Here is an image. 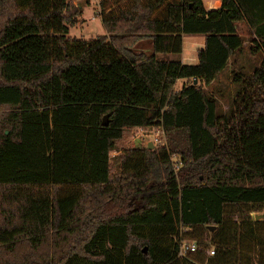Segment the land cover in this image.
Masks as SVG:
<instances>
[{"label":"trees","instance_id":"1","mask_svg":"<svg viewBox=\"0 0 264 264\" xmlns=\"http://www.w3.org/2000/svg\"><path fill=\"white\" fill-rule=\"evenodd\" d=\"M204 5L99 0L105 34L85 40L70 0H0V264H250L264 218L226 212L264 205V0ZM238 22L263 56L220 114L203 85ZM183 35L203 36L195 64L175 59ZM137 128L165 144L121 149L116 171ZM200 228L214 254L179 256Z\"/></svg>","mask_w":264,"mask_h":264},{"label":"rangeland","instance_id":"2","mask_svg":"<svg viewBox=\"0 0 264 264\" xmlns=\"http://www.w3.org/2000/svg\"><path fill=\"white\" fill-rule=\"evenodd\" d=\"M70 1L80 10V13L76 18L75 24L72 27H69L67 33L68 37L88 40L97 35L105 34L99 16V0ZM235 26L238 34L244 41L241 50L237 51L230 57L226 66L218 74L216 79L207 85H203L205 92L216 100L217 111L220 114H226L237 90L240 88L241 82L239 80V75L241 77L249 76L254 68L258 66L263 56L261 51H256L254 53L250 51V45L252 43L251 35L249 34L247 26L241 22L236 23ZM202 46V35H183L182 51L178 57H175V59L183 64H195L197 61V50L201 49ZM235 77L238 78L235 79ZM182 83L183 80H177L174 89L178 90ZM156 138L157 141H154ZM158 141H160V143H158ZM149 143H151L153 147L164 145V136L160 135L157 129H144L143 132H136L133 130L130 137L126 139L117 150L110 153L111 163L115 166L114 168L116 171L118 170V158L122 155L121 149L129 146L136 147L138 145L144 147ZM255 213H264V205L246 207L243 208L242 212L229 209L226 212V218L231 224L237 223L240 219H249L250 221L255 222ZM256 226L264 241V219L258 221ZM184 240L195 243L198 247V251H200L204 257L210 256L209 252L214 250V246L209 241L208 234L201 230V228L191 231L189 235H184ZM258 251L262 253L263 256L261 257V260L264 262V246L255 247L253 248V255L250 256V264H258L257 258L260 259ZM255 255H257V257H255ZM190 257L192 258L193 255Z\"/></svg>","mask_w":264,"mask_h":264},{"label":"built area","instance_id":"3","mask_svg":"<svg viewBox=\"0 0 264 264\" xmlns=\"http://www.w3.org/2000/svg\"><path fill=\"white\" fill-rule=\"evenodd\" d=\"M203 2H205L204 4L207 7V9H215L220 4V0H205ZM157 130H158V133L160 135L164 136L162 129L157 128ZM135 131L136 132H143L144 129L143 128H137ZM154 141H157V138L154 139ZM158 143H160V141H158ZM196 250H197V246H196L195 243H193L191 241L190 242L182 241L181 244H180L178 255L179 256H185V255H188L190 253H194ZM209 253H210V255H213L214 254V250H211Z\"/></svg>","mask_w":264,"mask_h":264},{"label":"water","instance_id":"4","mask_svg":"<svg viewBox=\"0 0 264 264\" xmlns=\"http://www.w3.org/2000/svg\"><path fill=\"white\" fill-rule=\"evenodd\" d=\"M194 83H196V80L194 79ZM102 125L106 126L107 125V115H105L102 119ZM153 146L151 143L148 144V148L151 149ZM264 218V213H256L254 214V220H259ZM206 229L209 230L211 233L212 231L215 229V226L213 225H207ZM143 251L145 252V249H143Z\"/></svg>","mask_w":264,"mask_h":264}]
</instances>
